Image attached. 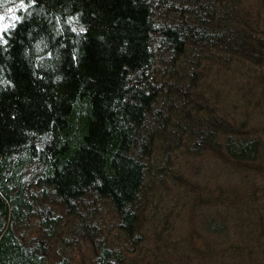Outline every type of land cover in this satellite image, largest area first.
<instances>
[{
    "label": "trees",
    "instance_id": "trees-1",
    "mask_svg": "<svg viewBox=\"0 0 264 264\" xmlns=\"http://www.w3.org/2000/svg\"><path fill=\"white\" fill-rule=\"evenodd\" d=\"M225 257L264 264V0H0V264Z\"/></svg>",
    "mask_w": 264,
    "mask_h": 264
},
{
    "label": "rangeland",
    "instance_id": "rangeland-1",
    "mask_svg": "<svg viewBox=\"0 0 264 264\" xmlns=\"http://www.w3.org/2000/svg\"><path fill=\"white\" fill-rule=\"evenodd\" d=\"M232 174H233L234 177L236 176V177L238 178V176H237L236 174H234V173H232ZM236 225H237V224H236ZM215 239L217 240V238H215ZM220 241L222 242V238H219L217 241H215V243H216V242H220ZM197 244H198V243H197ZM223 245H228V244H227V241H225L224 243H222L220 246L223 247ZM221 247H218V248H221ZM224 261H225V263H228V264H229V263H230V258L225 257Z\"/></svg>",
    "mask_w": 264,
    "mask_h": 264
}]
</instances>
